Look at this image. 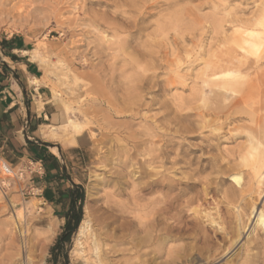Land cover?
<instances>
[{
	"label": "rangeland",
	"instance_id": "374dc122",
	"mask_svg": "<svg viewBox=\"0 0 264 264\" xmlns=\"http://www.w3.org/2000/svg\"><path fill=\"white\" fill-rule=\"evenodd\" d=\"M263 16L264 0H0V40L23 37L31 59L37 52L49 55L45 65L32 60L44 70L57 116L67 104L74 117L90 124L92 148L71 158L62 153L67 165L61 188L70 189V180L82 188L81 221L87 207L93 232L112 233L115 225H104L110 217L123 221L106 206L117 203L133 212L154 200L153 192L138 190L148 181L140 172L156 171L155 144L175 136L181 147L171 157L191 162L188 169L175 165L170 176L187 177L197 163L212 161L214 168L195 175L205 191L193 207L212 212L227 240L237 238L229 254L210 262L204 252L187 264H264V227L255 225L264 211V179L260 185L255 180L264 171V41L252 55L238 48L244 31L263 38L264 28L257 25ZM223 66L244 76L240 94L219 95L209 84L214 68ZM250 136L261 140L257 149ZM49 139L67 143L72 138ZM2 163L15 170L11 177L0 174V264H93L88 244L77 246L80 224L61 250L50 253L66 220L51 208L46 189L41 191L42 178L15 175L23 164L12 155L0 153ZM218 167L223 173L216 172ZM233 173L241 176L239 185ZM234 190V203L226 205L225 197ZM221 238L215 240L219 253L228 246ZM120 242L105 241L104 247L118 264L147 259V248L128 254L129 246ZM185 242L190 241L175 245ZM203 247L195 244L196 250Z\"/></svg>",
	"mask_w": 264,
	"mask_h": 264
},
{
	"label": "bare ground",
	"instance_id": "6f19581e",
	"mask_svg": "<svg viewBox=\"0 0 264 264\" xmlns=\"http://www.w3.org/2000/svg\"><path fill=\"white\" fill-rule=\"evenodd\" d=\"M257 25L264 28V16L257 22ZM263 38H261L260 34H257L253 31H244L241 33L238 48L244 54L252 55V53L257 52L260 48H262L261 46L263 45L264 41ZM47 54L48 53H46V55ZM48 56H45L44 58L43 54L37 52L35 55H33L32 59H38L42 64L45 65L46 63H49ZM239 60H241V58ZM50 64H52V62ZM76 79L77 78H74L75 81H77ZM244 81L245 78L240 72H237L230 67L224 66L214 68L208 80L209 84L215 90H217V93H219V95L222 94L223 96L240 94V90L244 87ZM251 90L249 92H251ZM248 94L250 95V93ZM224 101L226 100H223V102ZM72 111L73 110L68 107L67 104L62 106L60 112V120L62 124L59 127L51 128V132H53L52 136H49V134L47 135L45 132H43V137L45 139H49L51 137L54 140H59L61 138L67 139L74 138L87 131L90 124L88 125L87 122L78 120L76 117H74ZM249 138L251 144H254V146H256L258 143H261L260 139L254 141V138L256 137L250 136ZM175 139V136L159 138L155 144V147L153 148L154 150H152L154 156L153 163L155 165L156 171L153 174H150L148 169H143L140 172V178H147L148 181L146 180L144 183H142L138 190L141 189V191H147L149 193L153 192L156 195L154 200L148 203V205L144 208L142 207L143 209H136V207L135 211L133 212H131L132 208L130 210V207H124L126 209L124 210L123 206L116 205L117 203L113 204L112 206H109L106 203L108 205L106 206L108 211L112 212L115 210L117 214H120V218L123 220L122 222L117 223L119 217L113 216V219L110 217V221L104 224L105 228L115 225V227L111 229L112 233L106 232V230L104 233L101 231L98 233L93 232V229L91 228L92 221H90L92 217L91 213L87 207L84 209L83 219L76 232V242L78 247H83L84 244H88L89 251H91V256L93 258V264H118V261H114V257L109 255V253L105 251L106 249H104V247L105 241L120 242V239V244L129 246V248H126L124 251L128 254L133 253L132 250H136L137 252L138 248L148 249V252L143 254L147 259L141 260L136 258L137 260L134 259L135 261L131 263V259L127 258V260L124 261V264H187L188 262L191 263L195 260L198 261L200 259L199 257H201L204 252L208 253L207 260H210L211 262L216 260V258L221 253V257H223L227 253L229 254L232 252V249L237 243V238L235 237L233 239L230 238L227 240L228 233L224 230L221 223L216 220L212 212L210 213L209 211H201L198 204H196V207H193L194 204L198 202L201 192L205 191V188L202 187L203 182L199 179H196L195 175L204 172L209 167L214 168L215 165L209 160L206 162V164H201V162L197 163V160L195 163H197L198 166H196L195 169H192V175L187 176L186 174L187 177H181L179 179L171 177L170 174L174 171L175 165L183 164L182 167L188 169L191 162L186 160V158L183 156L180 157V155H176L175 158L171 157L175 151V148L181 147L180 143ZM257 147H259V145H257L255 149H257ZM183 158H185V160ZM168 164L170 165L169 167H164ZM218 168L220 170L218 169L216 172L218 171L219 173H223L222 167ZM149 171H151V169ZM263 177L264 171L261 170L258 173V177L255 179L258 185L263 182ZM231 179L237 185H239L242 180L241 176L237 173H233L231 175ZM132 187L134 191L135 188L134 186ZM242 187L243 184H241L240 193L243 192ZM236 193L237 191L234 190L232 193H230L231 196L228 195V197H225L226 205H232V203H234V196ZM190 194H193L194 197H188ZM117 208L120 210H117ZM253 210L250 216H248V222L252 218L251 215L253 214ZM188 212L193 214V220H189ZM255 217L256 214L253 219H255ZM18 219L20 221V214H18ZM188 224L192 225V229L190 228L192 232H190L188 229H185ZM255 225L264 227V211H260L258 213L255 220ZM177 230L184 231L185 233L180 235L178 232H176ZM211 231L214 234L209 236L208 232ZM116 232L121 233L120 237H116ZM218 236H222L221 239L223 241H228V246L225 247L222 252L220 251V253L218 252L220 247L217 246L215 241ZM82 240L84 241L83 243ZM188 240L190 242H185L183 245H175L176 243ZM198 242L204 243V247L201 249V251L196 250L195 248V244ZM81 253L84 254V251L81 250ZM11 259L8 261H11Z\"/></svg>",
	"mask_w": 264,
	"mask_h": 264
},
{
	"label": "crops",
	"instance_id": "0c3cea01",
	"mask_svg": "<svg viewBox=\"0 0 264 264\" xmlns=\"http://www.w3.org/2000/svg\"><path fill=\"white\" fill-rule=\"evenodd\" d=\"M29 46L19 36L0 40V153L12 155L19 162H39L43 173L39 187L41 191L46 189L51 208L64 216L68 200L60 191L65 190L61 183L66 178L67 158L72 154L83 156L93 141L88 131L67 143L48 141L42 136V130L48 135V128L60 126L61 114L59 119L44 70L31 59ZM70 182V189L79 185Z\"/></svg>",
	"mask_w": 264,
	"mask_h": 264
},
{
	"label": "trees",
	"instance_id": "16d2710c",
	"mask_svg": "<svg viewBox=\"0 0 264 264\" xmlns=\"http://www.w3.org/2000/svg\"><path fill=\"white\" fill-rule=\"evenodd\" d=\"M60 193L61 196L66 195L68 210L64 213V216H59L60 218L63 217L66 223L62 235L57 238L54 246L50 250L51 254L61 250L62 246L70 241L71 235L80 224L84 201V193L80 186L72 185V189L61 190Z\"/></svg>",
	"mask_w": 264,
	"mask_h": 264
},
{
	"label": "built area",
	"instance_id": "2783aa9c",
	"mask_svg": "<svg viewBox=\"0 0 264 264\" xmlns=\"http://www.w3.org/2000/svg\"><path fill=\"white\" fill-rule=\"evenodd\" d=\"M21 164H23L21 166ZM19 166H21V168L15 172V175H18V177L23 178V176L26 174V178L28 176L29 180H31V176L32 175H36L37 177H42L43 173H42V166L39 162H34V161H26V162H22ZM14 168L12 167L11 164H7V163H2L0 165V174L6 176V177H11L14 176Z\"/></svg>",
	"mask_w": 264,
	"mask_h": 264
}]
</instances>
